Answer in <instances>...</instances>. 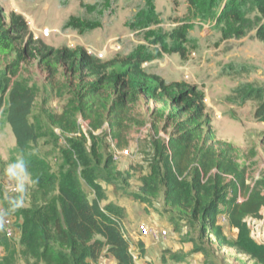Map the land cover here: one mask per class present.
Wrapping results in <instances>:
<instances>
[{
    "label": "trees",
    "instance_id": "16d2710c",
    "mask_svg": "<svg viewBox=\"0 0 264 264\" xmlns=\"http://www.w3.org/2000/svg\"><path fill=\"white\" fill-rule=\"evenodd\" d=\"M59 1L66 7L72 0ZM76 1L80 12L65 20L61 27L64 33L85 35L101 28L116 14L119 2ZM184 1L186 15L175 18V26L165 30L156 0H141L124 24L140 42L124 55L108 60L83 47L47 45L34 38L24 16L15 12L7 16L0 6V65L6 61L0 67V115L16 138L17 155H12L11 161L23 159L31 180L36 181L31 205L20 209L21 242L45 264H96L110 255L118 264H135L124 234L127 210L114 202L104 203L108 195L102 182L134 201L162 204V212L176 232L189 228L191 235L185 234L183 239L193 243L194 253L204 255V264H223L217 262L216 250L224 248L235 249L254 264H264V241L257 242L247 224L249 217L263 218L264 192L248 183L249 165H237L236 146L218 138L205 91L198 85L170 81L146 66L171 54L187 59L201 42L192 31L205 22L219 32L221 40L242 38L255 31L264 45V0ZM32 57L39 59L50 79L65 65L81 84L62 113L49 118L69 135L78 133L77 118L81 116L89 121L91 143L84 133L68 137L70 149L57 172L46 157L30 150L39 139L30 122L37 91L21 73ZM253 68L235 62L226 65L223 72L241 74ZM142 97L159 106L151 110L154 155L149 172L140 177L141 185L132 189L136 170L132 166L119 170V160L114 153L104 151L95 132L108 125L119 146L128 145L133 111ZM226 101L239 106L257 101L255 118L264 122V82H241ZM161 132L168 135L165 142L159 137ZM84 183L93 191L92 199ZM223 217L238 230L236 238L226 234ZM138 248L142 255L144 243L139 241ZM165 254L175 261L186 257L178 252Z\"/></svg>",
    "mask_w": 264,
    "mask_h": 264
},
{
    "label": "rangeland",
    "instance_id": "374dc122",
    "mask_svg": "<svg viewBox=\"0 0 264 264\" xmlns=\"http://www.w3.org/2000/svg\"><path fill=\"white\" fill-rule=\"evenodd\" d=\"M140 3L141 0H119L116 14L106 19L101 28L80 35L76 31L64 33L61 30L70 15L79 14V2L76 0H72L66 7H61L59 0H0V6L5 9L7 16L15 12L25 17L35 39H40L52 47L71 44L73 47H83L86 50L91 48L96 54H102L103 57L100 59L103 60L124 55L134 44L140 42L124 25ZM156 3L158 11L165 20L163 24L165 30L175 26V18L184 17L187 13V4L184 0H156ZM46 28L51 31L48 35L43 33ZM192 34L198 36L201 42L199 49L192 52L187 59H182L178 54H171L146 66L160 71L170 81L198 85L205 91L208 112L218 138L236 146L237 165L240 168L249 165L248 183L252 186L256 185L264 192V122L255 118L257 101H248L242 106L226 101V97L231 95L232 90L241 82L255 84L264 82V45L256 38L255 31L242 38L221 40L219 32L211 28L210 22L196 27ZM5 62V60L1 61L0 67L4 66ZM235 62L246 63L256 68L241 74H225L224 67ZM117 68L120 69V66ZM21 78L30 86H34L37 91L30 122L35 125L39 139L30 150L46 157L52 170L57 172L66 158L65 152L70 149L68 137L76 138L79 133H84L87 143H91L89 121L81 116L77 118L78 133L69 135L53 124L49 118L50 114L62 113L66 103L81 84L77 76H72L65 65L60 66L55 79H50L48 71L40 64L39 59L34 57L23 65ZM146 100L142 97L133 111L127 136L128 145L120 147V141L111 136L108 125L95 132L99 135L106 153H116L120 156L121 151L129 150L127 158H122L128 162L127 168L132 166L136 170L133 174L134 179L132 178V189L138 187L140 174L137 173L149 170V162L154 155L155 133L151 123V110L159 106L153 101ZM159 122L162 126L164 120ZM159 137L165 142L168 135L161 132ZM16 148V138L12 129L0 115V211L10 212L9 201L16 196V193L12 192L15 181H10L5 173L7 166L13 163L11 156L17 155ZM31 181L30 176L25 185L23 206L15 212L0 217V264H45L33 255L28 245L21 242L23 219L20 209L29 207L32 203L35 185ZM84 188L92 199L94 194L91 188L85 183ZM113 192L115 193L114 187ZM262 214V219L253 217L247 219L251 234L253 232L258 240H264V207ZM127 221V219L124 221V226L130 235L134 230L129 229ZM8 228L13 230V236L9 235ZM185 228L186 236L191 235L189 228ZM224 228L228 237L231 239L237 237V229L231 228L228 223H225ZM134 238L132 237V241L138 245L139 241ZM216 251L217 262L254 264L233 248ZM107 258L103 257L96 264H112Z\"/></svg>",
    "mask_w": 264,
    "mask_h": 264
},
{
    "label": "crops",
    "instance_id": "0c3cea01",
    "mask_svg": "<svg viewBox=\"0 0 264 264\" xmlns=\"http://www.w3.org/2000/svg\"><path fill=\"white\" fill-rule=\"evenodd\" d=\"M124 159L125 158H121L118 161V169L121 171H127L129 169L127 168L128 162ZM148 172L149 170H144L142 172H138L137 174H140L139 176L141 177L143 174ZM131 183L133 182L131 181ZM102 185L108 195V200L104 203L114 202L125 207L127 210V223L129 224V229L134 230V232L130 233V235L135 237L134 239L136 241L144 243L145 252L141 255L136 264H204V255L201 253H194L193 243L183 239V236L186 233V228L184 227L185 229L183 228L181 232H176L168 216L163 214L162 204L154 202V204L148 205L139 201L129 200L121 193L118 195L115 194L111 185L104 182H102ZM140 185L141 180L139 178L138 186ZM140 223H145L149 227L158 228V230H165L166 235L158 238H155L152 234L146 236H139L138 234L135 235V231L137 233V226ZM225 223H228V221L226 217H223L222 224L225 226ZM253 238L257 242L264 241L258 240L254 235ZM166 252H178L182 253L186 257L182 261H175L170 258V254H165ZM164 254L167 258V261L165 262L163 261ZM107 259L112 262V264H118L116 259L111 255Z\"/></svg>",
    "mask_w": 264,
    "mask_h": 264
},
{
    "label": "clouds",
    "instance_id": "9594fccd",
    "mask_svg": "<svg viewBox=\"0 0 264 264\" xmlns=\"http://www.w3.org/2000/svg\"><path fill=\"white\" fill-rule=\"evenodd\" d=\"M5 173L10 181H15V187L13 190L16 193V196L9 201L11 203L10 212H15L23 206L24 194L26 191L25 185L29 181L30 173L28 172L23 159H18L15 163L9 164L5 169ZM31 182L35 183L36 181ZM10 212L0 211V217L8 215Z\"/></svg>",
    "mask_w": 264,
    "mask_h": 264
},
{
    "label": "built area",
    "instance_id": "2783aa9c",
    "mask_svg": "<svg viewBox=\"0 0 264 264\" xmlns=\"http://www.w3.org/2000/svg\"><path fill=\"white\" fill-rule=\"evenodd\" d=\"M51 31L49 29H44L43 30V33L48 35ZM70 47H73V45H68ZM87 51L90 53V54H94L96 55L98 58H102V54H96L93 49L91 48H88ZM168 138V137H167ZM129 150L128 149H125L124 151H121L120 152V156L116 153H114V157L116 159H120L122 156H126L127 154H129ZM14 188H12V192H14L13 190ZM125 229V228H124ZM8 232H9V235H13V230L11 228H8L7 229ZM125 236L128 238V240L130 241V248H129V251L131 252V254L133 255V258H134V261H135V264L136 262L140 259L141 257V254L139 253V248L138 246L136 245V243H134V241H132V236L129 235L125 229V232H124ZM137 234L139 236H146V235H150L152 234V236H154L155 238H158L160 236H163V235H166V231L165 230H158V228H153V227H149L147 224L145 223H140L138 226H137Z\"/></svg>",
    "mask_w": 264,
    "mask_h": 264
}]
</instances>
